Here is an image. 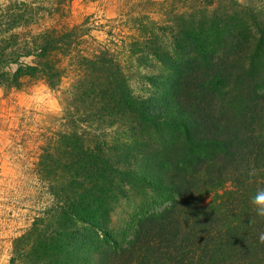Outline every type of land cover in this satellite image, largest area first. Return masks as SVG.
<instances>
[{"label": "trees", "instance_id": "trees-1", "mask_svg": "<svg viewBox=\"0 0 264 264\" xmlns=\"http://www.w3.org/2000/svg\"><path fill=\"white\" fill-rule=\"evenodd\" d=\"M258 3L242 10L231 0L227 11L217 2L214 20L201 28L205 16L202 24L187 14L142 21L119 51L105 46L81 57L93 74L91 121L121 119L167 136L154 153L121 168L110 150L86 145L75 128L58 135L32 170L45 199L13 241L9 264H264V217L252 203L264 194ZM35 7L33 0L0 7V87L26 78L58 86L62 57L76 52L70 32L47 24L56 9ZM139 59L159 68L141 70ZM113 181L139 183L163 202L115 226Z\"/></svg>", "mask_w": 264, "mask_h": 264}, {"label": "rangeland", "instance_id": "rangeland-1", "mask_svg": "<svg viewBox=\"0 0 264 264\" xmlns=\"http://www.w3.org/2000/svg\"><path fill=\"white\" fill-rule=\"evenodd\" d=\"M6 1L0 0V7ZM33 1L36 7H42L48 13L56 9L47 24L61 34L63 30L70 32L72 38L77 39L78 47L70 56L62 57L58 86L50 85L46 79L26 78L18 87H0V264H9L13 241L22 234L38 206L44 202L43 190L31 174L35 165L42 162L40 156L44 150L54 144L58 135L75 128L86 145L110 150L114 162L121 168L136 165L144 152H153V144L160 145L167 136L163 131L159 133L135 126L132 129L121 119L110 121L111 126L96 123L93 117L91 121L93 96L87 88L91 86L88 79L93 74L79 65L81 57L105 46L119 51L139 22H162L168 16L187 14L189 20L202 24L205 16L203 23L206 24L201 28L214 20L211 16L217 2L227 11L232 6L231 0ZM233 1L238 4L237 9L242 10L253 6L255 1L264 4V0ZM200 6H205L204 14L198 8ZM74 27L76 32L71 30ZM150 65L159 68L153 59L138 60L141 70ZM17 66L12 65V73ZM134 90L142 91L137 87ZM115 187L118 201L111 217L112 224L118 227L150 203L155 208L163 202L157 192L139 183L113 181ZM156 200L159 203H152Z\"/></svg>", "mask_w": 264, "mask_h": 264}, {"label": "clouds", "instance_id": "clouds-1", "mask_svg": "<svg viewBox=\"0 0 264 264\" xmlns=\"http://www.w3.org/2000/svg\"><path fill=\"white\" fill-rule=\"evenodd\" d=\"M252 203L255 206V211L258 216L264 217V194H257ZM260 242L264 243V233H261L259 236Z\"/></svg>", "mask_w": 264, "mask_h": 264}]
</instances>
